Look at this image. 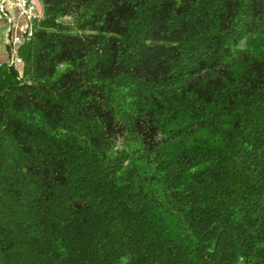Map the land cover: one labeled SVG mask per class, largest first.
<instances>
[{"label":"trees","instance_id":"trees-1","mask_svg":"<svg viewBox=\"0 0 264 264\" xmlns=\"http://www.w3.org/2000/svg\"><path fill=\"white\" fill-rule=\"evenodd\" d=\"M0 62V264H264V0H38Z\"/></svg>","mask_w":264,"mask_h":264},{"label":"built area","instance_id":"built-area-1","mask_svg":"<svg viewBox=\"0 0 264 264\" xmlns=\"http://www.w3.org/2000/svg\"><path fill=\"white\" fill-rule=\"evenodd\" d=\"M8 5L16 9L19 15L22 16L27 23L23 34H13L9 40L11 51L7 62L20 63L21 59L16 53L15 45L23 39L28 40L32 36L33 25L40 19L41 13L33 0H0V19L5 17L9 22L12 21V18L7 14Z\"/></svg>","mask_w":264,"mask_h":264},{"label":"crops","instance_id":"crops-1","mask_svg":"<svg viewBox=\"0 0 264 264\" xmlns=\"http://www.w3.org/2000/svg\"><path fill=\"white\" fill-rule=\"evenodd\" d=\"M36 6H40L39 1L35 0ZM7 14L12 18L9 22L6 18L0 19V62H7L10 57L11 45L10 37L13 34H23L27 26L26 21L12 6H7Z\"/></svg>","mask_w":264,"mask_h":264},{"label":"rangeland","instance_id":"rangeland-1","mask_svg":"<svg viewBox=\"0 0 264 264\" xmlns=\"http://www.w3.org/2000/svg\"><path fill=\"white\" fill-rule=\"evenodd\" d=\"M33 2L35 3V0H33ZM38 7H40V6H38Z\"/></svg>","mask_w":264,"mask_h":264}]
</instances>
